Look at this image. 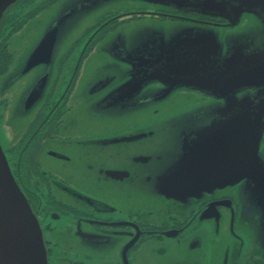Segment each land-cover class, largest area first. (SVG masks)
Wrapping results in <instances>:
<instances>
[{
    "label": "flooded vegetation",
    "instance_id": "obj_1",
    "mask_svg": "<svg viewBox=\"0 0 264 264\" xmlns=\"http://www.w3.org/2000/svg\"><path fill=\"white\" fill-rule=\"evenodd\" d=\"M173 4L17 0L3 11L0 111L10 136L4 152L40 224L49 264H264L262 211L245 181L183 201L162 195L183 155L200 144L202 128L218 116L221 100L184 87L166 95L161 81L145 80L134 99L118 101V86L136 79L131 63L118 58L127 27L240 24L228 27L219 16ZM16 9L18 19L5 28ZM244 16L255 19L244 13L240 22ZM38 18L42 34L48 20L60 33L53 60L20 73L24 89L11 104L4 77L13 67L16 75L22 62L16 35ZM33 87L41 92L24 109ZM111 181L117 186L106 190Z\"/></svg>",
    "mask_w": 264,
    "mask_h": 264
},
{
    "label": "water",
    "instance_id": "obj_2",
    "mask_svg": "<svg viewBox=\"0 0 264 264\" xmlns=\"http://www.w3.org/2000/svg\"><path fill=\"white\" fill-rule=\"evenodd\" d=\"M15 1L0 2V23L3 11ZM150 1L196 8L202 14L227 20L228 27L238 25L244 13L257 19L258 47L254 50L245 47L238 53L230 43L219 42L213 27L186 25L190 32L182 38L168 37L164 28H152V24H139L128 34L121 31L118 58L131 63L130 77L136 79L118 86V101L134 99L145 80L161 81L166 95L173 88L184 87L220 99L215 106L218 116L202 128L200 144L183 155L162 195L183 201L245 181L256 193L264 236V154L259 155L264 134V0ZM50 26L39 36L15 74L53 60L55 38L60 33ZM201 34L209 39L198 38ZM9 76L4 77L5 81ZM40 92L36 87L28 92L24 109L35 102ZM105 173L114 179L126 177L121 171ZM35 217L0 147V264H49Z\"/></svg>",
    "mask_w": 264,
    "mask_h": 264
},
{
    "label": "rangeland",
    "instance_id": "obj_3",
    "mask_svg": "<svg viewBox=\"0 0 264 264\" xmlns=\"http://www.w3.org/2000/svg\"><path fill=\"white\" fill-rule=\"evenodd\" d=\"M1 1L3 0H0V2ZM73 1L76 5H79L81 0H73ZM9 14L7 15V20L5 24V28L7 29L10 26L9 24L11 23V20L16 21L18 19L17 17L18 10L16 9L15 12L12 10L11 14L10 15ZM41 20L42 18H38V20L31 21L25 30L18 32L16 35V37L18 38V40L16 41V46H19L16 52L19 55V57L22 56V60H21L22 62H23V59H25V56L30 52L32 47L35 45V42L37 41L39 36L42 34L41 27L43 26V24L40 22ZM49 23H50V20L47 21V25H49ZM151 24H152V28H158V26L164 29L166 28L167 29L166 32H168V37L176 36V37L182 38L187 34V32H190V27L186 25L173 23V22H165V23L158 24V22L154 21ZM140 25H148V23L140 24ZM258 27L259 25H258L257 19H254L251 16L250 17L244 16L238 26L234 28H230L229 30L216 29L214 33L218 37L219 42L221 43L223 42V44L230 43V45L234 47L233 51L235 53H238L245 47H248L253 50L258 47V40H257L258 38L256 37V34L259 35V32L257 31ZM7 29L5 33L7 32ZM124 32L128 34L129 28L127 27L124 30ZM261 35H263V33ZM198 38L209 39V38H206V36L203 34H201ZM13 70H14V67L11 71L7 72L8 74L6 76H9V75L10 76L7 78L6 83H5L6 85H8V89H7L8 92L6 94L10 95L9 97L10 99L8 98V95L6 94L5 95L8 98V102H10L11 104H14V102L15 103L17 102L18 100L17 96L19 95L18 92L21 87H22L21 90L23 92V89H24L23 86L25 84V81L23 82V86H21L22 84L21 82L18 83L19 82L18 78L20 77V74L11 75L13 73ZM12 95H15L16 97L13 98ZM192 97L193 96H191L190 98ZM5 117H6L5 113L2 112L1 110L0 111V145H1L0 147H2L3 150L6 149L8 140L10 137L8 136L9 134H7ZM116 186H117L116 183L111 181V182H107L104 187L106 188V190H109L113 188L115 189Z\"/></svg>",
    "mask_w": 264,
    "mask_h": 264
}]
</instances>
